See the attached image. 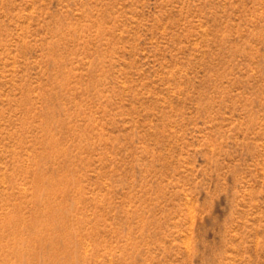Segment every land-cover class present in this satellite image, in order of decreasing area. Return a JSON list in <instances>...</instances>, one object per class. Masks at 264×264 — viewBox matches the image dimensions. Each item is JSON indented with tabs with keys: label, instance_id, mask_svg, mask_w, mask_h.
Masks as SVG:
<instances>
[{
	"label": "rangeland",
	"instance_id": "1",
	"mask_svg": "<svg viewBox=\"0 0 264 264\" xmlns=\"http://www.w3.org/2000/svg\"><path fill=\"white\" fill-rule=\"evenodd\" d=\"M0 264H264V0H0Z\"/></svg>",
	"mask_w": 264,
	"mask_h": 264
}]
</instances>
